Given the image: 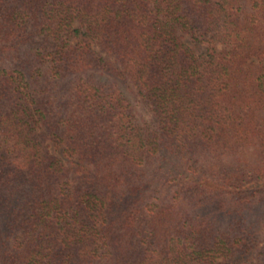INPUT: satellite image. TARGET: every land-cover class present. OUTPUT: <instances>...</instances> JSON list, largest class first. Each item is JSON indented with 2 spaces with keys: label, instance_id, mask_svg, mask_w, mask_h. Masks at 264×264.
Segmentation results:
<instances>
[{
  "label": "trees",
  "instance_id": "16d2710c",
  "mask_svg": "<svg viewBox=\"0 0 264 264\" xmlns=\"http://www.w3.org/2000/svg\"><path fill=\"white\" fill-rule=\"evenodd\" d=\"M0 264H264V0H0Z\"/></svg>",
  "mask_w": 264,
  "mask_h": 264
},
{
  "label": "rangeland",
  "instance_id": "374dc122",
  "mask_svg": "<svg viewBox=\"0 0 264 264\" xmlns=\"http://www.w3.org/2000/svg\"><path fill=\"white\" fill-rule=\"evenodd\" d=\"M198 50L200 52H205L206 46L202 44L198 46ZM123 88L124 91L127 93L128 97L131 99V102L134 106V110L137 116V120L140 123H149L152 125H156V118L153 112L151 111L150 107L142 102L141 98L135 93V91H131V89L126 85L123 86Z\"/></svg>",
  "mask_w": 264,
  "mask_h": 264
}]
</instances>
